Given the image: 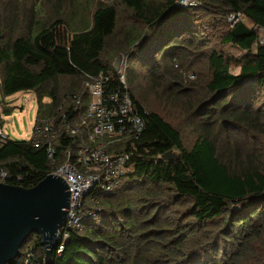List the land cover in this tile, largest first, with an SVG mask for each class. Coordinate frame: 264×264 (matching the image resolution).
I'll return each mask as SVG.
<instances>
[{"label": "trees", "instance_id": "16d2710c", "mask_svg": "<svg viewBox=\"0 0 264 264\" xmlns=\"http://www.w3.org/2000/svg\"><path fill=\"white\" fill-rule=\"evenodd\" d=\"M213 9L225 19L239 14L264 30V0H201L197 8L182 10L174 7V0H110L98 2L87 22L68 14L66 22L58 18L41 23L36 20L38 11L30 10L24 15L25 31L17 33L12 21L0 28V98L32 92L41 114L37 121L71 98L86 77L108 72L119 87L110 62L117 54L128 56V63L137 60L161 86L177 83L178 95L189 94L181 88L183 77L176 70L189 51L185 48L187 52L179 57L172 42L183 36V29H173L170 23L174 19L183 23L194 15L192 11ZM58 13L54 12L55 18ZM67 21L75 25V32L68 29ZM128 22L139 31L133 38L128 30L122 31ZM228 27L222 43L237 47L245 56L236 62L237 75L229 73L231 61L223 55L206 56L209 78L204 90L209 96L192 107L197 138L191 149L184 147L177 129L138 99L133 83L137 78L127 84L145 125L132 150V171L123 177L117 194L101 202V213L86 221L82 232L68 234L63 251H53L48 264H238L252 255V243L264 240L262 157L242 153L234 142L227 141L223 148L217 139L221 131L237 127L264 135V110H253L248 102L238 108L233 105L240 102L239 92L264 90V42L258 44L255 31L239 20ZM165 43L159 55L155 47ZM10 115L9 109L0 111V129L3 118ZM169 151L179 154L180 160L161 161ZM0 171L7 174L4 184L31 188L48 176L49 166L44 150L35 149L30 140L7 138L3 143L0 138ZM257 259L264 264V250ZM24 260L44 264L37 235L26 240L11 264H25Z\"/></svg>", "mask_w": 264, "mask_h": 264}, {"label": "rangeland", "instance_id": "374dc122", "mask_svg": "<svg viewBox=\"0 0 264 264\" xmlns=\"http://www.w3.org/2000/svg\"><path fill=\"white\" fill-rule=\"evenodd\" d=\"M109 1L110 0H78V2L74 0H0V28H3L7 22L12 21V28L17 33L25 31V22L27 21L24 15L29 13L30 10L38 11L35 13V16L36 20L41 23L47 20L52 22L58 18L66 22V15L68 14L70 16L74 15L73 17L75 20L81 18L87 22V18H91L92 10L96 7L98 2L107 3ZM57 4H59L60 8L56 6ZM85 5L87 6V10L84 8ZM40 8L41 10H39ZM57 8L59 9L58 11ZM54 12H59V16L55 18ZM192 13H194V15L184 20L183 23L181 19H174L170 23L173 29H177L178 27L183 29L181 34L183 36L175 38L172 42L174 44L173 46L177 47L176 50L180 53L179 57L187 52L185 48L189 51L188 54L185 55L186 60L184 61V65H178L179 69H176L183 77L181 88L187 89L189 94L178 95L175 91L177 83L170 87H168L169 85L167 83L161 86L158 81L152 80L149 70H145L143 67L141 68L139 63L136 64L137 60L135 59H131L129 61L130 63L126 64L123 73V77L127 84H131L132 78H137V81L133 83L137 85V91L139 93L138 99L146 105L148 111L158 114L164 121L179 131L182 136L184 147L188 150L193 147L197 138V130L195 129L196 124L192 122L194 119V114L191 113L192 107L195 104L205 101L209 96L204 90V84L209 78V72L205 63L206 56L210 52H217L229 59L231 61L229 73L232 75H237L239 73L240 68L236 62L245 56V52L239 50L237 47L222 43V39L229 28V18L225 19L223 14L217 12V9L211 11L197 10L192 11ZM122 18L124 21V16L121 15V19ZM235 18L236 17H231L230 20L233 21ZM239 19L247 28L255 31L258 44L262 43L264 39V30L253 27L247 20H242L241 17H239ZM67 22L68 29L75 32V25L70 21ZM121 25L122 22L119 23L118 30H120ZM185 32L186 34H184ZM5 37L12 39L15 35L9 36L6 34ZM165 47L166 43L164 45L158 44L155 47L156 52L159 54ZM253 50H255V47ZM142 51H144V48L140 47L139 52L142 53ZM161 54L162 53L159 55ZM146 56H148V54H146ZM113 58L110 60L111 65L113 63ZM158 61H160V59H158ZM191 63L192 66L187 68ZM159 65L163 68L161 61ZM159 78L163 80L167 79L165 75H159ZM63 81L66 83L69 82L66 79H63ZM156 84L159 86H154ZM162 89H164V91H162ZM236 97L240 99L238 104L233 103L236 108L248 102L253 110H264V90H258L257 93L242 91L237 93ZM43 103L47 105L49 100L45 98L43 99ZM2 109H9L11 111L9 117L3 118L4 122L1 131L4 135L13 141H29L31 139L32 128L36 121V117L41 115L37 113L38 105L35 95L32 92H20L5 100H1L0 98V111ZM42 109L46 111L45 106L42 107ZM213 127L214 130H217L216 125ZM221 133L222 134L217 138L221 147L226 148L227 141L230 143L234 142L238 150L242 153H253L256 157H262L260 163H264V135L245 131L238 127L228 131H221ZM227 153L226 151V154ZM263 242L264 240L262 239L252 243L250 246L252 255L243 258L241 263L238 264H260V260L257 258L261 257L262 251L264 250ZM253 255L257 258L253 257Z\"/></svg>", "mask_w": 264, "mask_h": 264}, {"label": "built area", "instance_id": "2783aa9c", "mask_svg": "<svg viewBox=\"0 0 264 264\" xmlns=\"http://www.w3.org/2000/svg\"><path fill=\"white\" fill-rule=\"evenodd\" d=\"M200 4L201 0H174V7L180 10ZM231 17L236 18L232 21ZM239 17L245 19L237 14L228 20L241 21ZM127 63L125 57L116 75L119 87L108 72L86 77L71 98L33 125L30 141L35 149L44 150L48 175L60 178L70 194L56 254L63 251L69 233L82 232L85 222L101 213V202L114 196L123 177L132 171V150L145 125L123 77ZM1 130L4 143L8 137ZM6 178L7 174L0 171V183Z\"/></svg>", "mask_w": 264, "mask_h": 264}, {"label": "water", "instance_id": "95a60500", "mask_svg": "<svg viewBox=\"0 0 264 264\" xmlns=\"http://www.w3.org/2000/svg\"><path fill=\"white\" fill-rule=\"evenodd\" d=\"M125 57L117 54L112 69L119 75ZM180 155L169 151L163 162H178ZM70 194L66 184L53 175L46 176L31 188L0 183V264H11L19 258L26 240L37 235L48 264L59 244L66 221Z\"/></svg>", "mask_w": 264, "mask_h": 264}, {"label": "crops", "instance_id": "0c3cea01", "mask_svg": "<svg viewBox=\"0 0 264 264\" xmlns=\"http://www.w3.org/2000/svg\"><path fill=\"white\" fill-rule=\"evenodd\" d=\"M123 10V12L125 11L124 9H122ZM121 10V11H122ZM126 17H129V16H126ZM130 18V17H129ZM124 30H128V33H129V35H132V38H133V36L135 35V34H137V32H139L136 28H135V26H133V24H131V25H129V22H128V25H125L124 27H122V31H124ZM119 31H121V30H119ZM9 117V116H8Z\"/></svg>", "mask_w": 264, "mask_h": 264}, {"label": "clouds", "instance_id": "9594fccd", "mask_svg": "<svg viewBox=\"0 0 264 264\" xmlns=\"http://www.w3.org/2000/svg\"><path fill=\"white\" fill-rule=\"evenodd\" d=\"M124 57H127V59H128V56H124ZM117 75V74H116Z\"/></svg>", "mask_w": 264, "mask_h": 264}]
</instances>
